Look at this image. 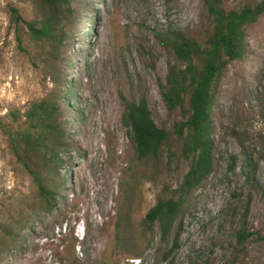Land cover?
<instances>
[{"label": "rangeland", "instance_id": "rangeland-1", "mask_svg": "<svg viewBox=\"0 0 264 264\" xmlns=\"http://www.w3.org/2000/svg\"><path fill=\"white\" fill-rule=\"evenodd\" d=\"M77 1L83 2L78 16H61L53 44L44 46L55 50L59 72L71 82L58 89L25 27L11 22L8 6L26 19L40 15L38 9L31 0H0V122L11 124V111L55 95L71 143L60 154L65 183L57 205L44 211L0 130V222L26 218L16 243L0 231V264H227L236 226L220 211L229 199L240 212L248 203L245 223L252 232L235 264H264V14L246 28V56L230 62L216 84L214 169L161 241L158 227L149 232L141 221L157 198L176 196L190 160L181 156L174 133L159 158L136 159L121 123L122 97H145L156 124L171 131L182 117L179 109H166L158 80L169 65L182 63L154 29L169 24L198 37L210 21L201 0ZM224 1L238 8L254 0ZM246 155L260 159L262 190L250 200ZM179 222L178 246L168 254Z\"/></svg>", "mask_w": 264, "mask_h": 264}, {"label": "trees", "instance_id": "trees-1", "mask_svg": "<svg viewBox=\"0 0 264 264\" xmlns=\"http://www.w3.org/2000/svg\"><path fill=\"white\" fill-rule=\"evenodd\" d=\"M40 15L26 19L16 6L9 5L10 20L17 27H25L28 37L39 49L46 66V75L55 87L68 88L70 80L61 75L58 54L44 50L45 44H53L61 16L74 18L83 3L77 0H31ZM210 21L198 37L187 28L166 25L154 29L161 41L182 63L181 67L169 65L164 80H158V93L166 109H179L181 120L171 131L157 125L145 97L137 101L122 97L121 123L133 145L134 157L157 159L163 152L171 133L181 139L180 154L189 159V167L182 182L176 188L175 197H159L149 207L141 221L142 227L152 232L156 225L161 241H167L174 224L181 218L186 200L202 184L215 166L214 119L216 84L232 61L243 59L248 52L246 28L264 14V0L245 1L240 7L228 8L224 0H201ZM74 4V6H73ZM78 8V9H77ZM90 30L93 31L92 27ZM20 47V36L16 35ZM58 97L49 95L33 101L22 112L11 111V124L0 122V130L6 136L8 146L17 162L30 175L39 198V208L50 211L57 205L60 189L65 179L58 168L62 166L60 154L71 144L62 121ZM228 169L235 168L236 156L229 155ZM259 160L250 155L244 157L242 174L251 194L261 191L258 181ZM234 196V192L232 193ZM236 196V195H235ZM248 203L242 212L236 202L227 200L221 216L235 223L233 232L235 250L227 264L238 262L247 239L252 232L246 229L245 218ZM26 218L15 222H0L2 238L16 243L25 228ZM181 224L174 230L168 254L178 246Z\"/></svg>", "mask_w": 264, "mask_h": 264}]
</instances>
